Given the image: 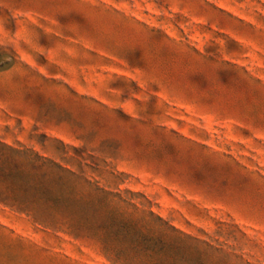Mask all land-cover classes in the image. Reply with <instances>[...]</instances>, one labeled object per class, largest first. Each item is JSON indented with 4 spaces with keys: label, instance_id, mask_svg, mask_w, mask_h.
<instances>
[{
    "label": "rangeland",
    "instance_id": "1",
    "mask_svg": "<svg viewBox=\"0 0 264 264\" xmlns=\"http://www.w3.org/2000/svg\"><path fill=\"white\" fill-rule=\"evenodd\" d=\"M2 165L0 264H264V0H0Z\"/></svg>",
    "mask_w": 264,
    "mask_h": 264
},
{
    "label": "trees",
    "instance_id": "2",
    "mask_svg": "<svg viewBox=\"0 0 264 264\" xmlns=\"http://www.w3.org/2000/svg\"><path fill=\"white\" fill-rule=\"evenodd\" d=\"M5 162L7 163V161H3V164H5ZM15 166L19 167V165L17 163L15 164ZM31 166L34 169L39 168V166L35 162H31ZM1 168L2 169L0 170V173H1L0 175H1L2 178H6V176H5V171L6 170H5L4 166L2 165ZM21 175H22L21 172L18 171L16 177L17 178H21ZM16 177H14V178H16ZM35 187H36L35 190L41 192L39 194V197H37V198H31V199H26V198H20V197H18V194L17 193H18L19 189H17V187L15 185L9 186L5 190V192H1L0 193V202L1 203H4V204H7V203L19 204L21 206H26V208L33 206L38 199H44L45 202L48 203V204L49 203L50 204L53 203V210L51 212L47 213L46 215H44V216L41 217V219H42V221L44 223L50 224V226H51V224H53L54 221H55L54 220L55 219L54 218V213H55V211L58 208L57 207V204H59V201H53L51 198L47 197L46 196L47 194H45V193H47L48 191H47V189L44 186H42V185H36ZM22 189H23V191H26L29 188H22ZM43 195H45V198H43Z\"/></svg>",
    "mask_w": 264,
    "mask_h": 264
}]
</instances>
